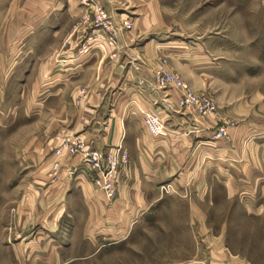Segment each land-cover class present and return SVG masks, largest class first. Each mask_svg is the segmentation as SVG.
<instances>
[{"label": "rangeland", "instance_id": "374dc122", "mask_svg": "<svg viewBox=\"0 0 264 264\" xmlns=\"http://www.w3.org/2000/svg\"><path fill=\"white\" fill-rule=\"evenodd\" d=\"M95 2L113 22L116 38H123L124 33L128 35L133 26V22L122 20L118 11H135V15L151 18L154 26L151 32L163 33V42L181 44L190 50L186 52L185 62L164 53L158 60L165 61V69L180 77L185 87L195 94L208 95L214 103L215 114H223L229 106L238 107L232 118L221 121L212 139L219 135L217 140L226 138V128H235L241 121L256 128L255 132L246 134L243 142L248 166L233 164L232 195L225 192L220 163L215 173H210L212 180L203 182L206 185L203 197L190 192L187 185L172 181L160 183L158 196L137 199L136 209L139 206L141 209L134 208L130 215L133 227L128 237L100 248L95 254L99 244L93 245V238L89 240L83 236V213L71 211L74 206L82 208L84 205L83 190L70 186L69 194L59 193L53 200L48 199V203L44 199L50 196L53 183L63 182L62 173L75 184L78 174L85 175L86 181L96 190L91 182L94 172L89 163L91 157L80 152L68 155L70 142L76 144L73 149L83 144L76 136L65 135L70 129L64 127L63 121L69 115L71 102L67 98L71 87L56 88L49 95L46 70H40L43 61L62 42L51 39L50 43L39 37L40 51L33 56L28 53V38L23 42L19 38L17 42L14 36L0 34V264H208V251L216 250L215 247L233 257L227 264H264V213L256 215V212L247 214L245 211L247 205L256 204L257 200L264 205V195H259L262 191L264 194V190L258 187L262 183H256L257 172L264 171V107L258 105L263 101L257 97L259 92L264 94V0ZM11 4L12 0H0V19L9 12ZM87 8L88 13L82 16L87 21L79 19L83 28L93 21L92 7ZM12 23L14 28L16 21ZM23 28L26 27L23 25ZM116 44L117 41L114 46ZM17 49L21 52L16 60ZM67 139L69 143H65ZM50 154L54 159L49 166V182L44 187H35L37 184L32 176ZM71 156L80 157L79 166L64 164ZM214 160L219 162L220 159ZM203 161L204 158L199 160L197 168L203 169ZM126 166H129L127 155ZM161 186L166 191L160 192ZM32 188L41 190L39 217L46 220L55 214L57 224L51 233L36 225L28 228L30 221H37L38 211L29 208L23 213L21 209L24 204L32 205ZM255 190L257 196H253ZM156 199L157 203L149 205ZM50 200L55 206L48 213ZM141 201L144 205H140ZM73 215L76 216L73 218ZM197 222L211 228L198 229ZM225 223L228 229L224 228ZM199 232L202 238L197 235ZM208 232L221 244L215 245L214 241L205 239ZM21 240L25 241L23 246L33 242L29 249L23 248V262L16 249ZM25 253L30 257L25 258ZM69 257L78 259L70 261Z\"/></svg>", "mask_w": 264, "mask_h": 264}, {"label": "crops", "instance_id": "0c3cea01", "mask_svg": "<svg viewBox=\"0 0 264 264\" xmlns=\"http://www.w3.org/2000/svg\"><path fill=\"white\" fill-rule=\"evenodd\" d=\"M81 1L12 0L9 12L0 19V34L6 37L14 36L17 42L19 38L22 42L28 38L31 46L28 53H33V56L35 52L40 51L37 46L39 37L46 38L48 41L54 39L59 40L58 43L62 42L43 61L40 70H46L45 81L48 84L49 93L59 87H71L67 98L71 102L68 109L69 115L63 121L64 127L70 129L65 135L76 136L83 142L85 149L99 151L102 156L119 147L128 156L129 166L124 168L123 178L111 201L107 200L102 192L95 190L86 181L85 175L81 174L77 175L75 184L68 181L70 178L67 179L62 173L63 182L59 185L53 183L49 190L51 198L44 197L48 203V199L53 200L59 193L69 194L72 189L70 186L80 187L83 190L84 205L82 208L74 206L71 211L83 213L82 219H85L81 224L84 230L83 236L89 240L93 238V245L99 244L94 252L98 254L100 248L114 245L128 237L133 227L130 215L134 208L136 211L141 209L140 206L136 209L139 205L136 204L137 199L158 196L157 186L164 181L187 185L190 192L203 197L206 189L203 182L207 179L212 180L210 173H215L220 163L225 192L227 195H232L231 181L235 179L232 166L233 164L243 168L248 166L244 154L246 145L243 142L246 134L255 132L256 128L241 121L235 128H226L228 135L226 138L217 140L219 135L217 139H212L221 121L232 118L234 110L238 107L229 106L223 114L216 113L208 117L181 111L176 106L180 93L175 89H158L153 75V71L159 65L158 57L163 58V53L167 57L172 56L176 60L185 62L186 52L190 50L181 44L163 42V33L151 32L154 29L151 18L135 15V11L126 12L125 10L118 11V16L122 20L127 19L133 22L131 23L133 26L128 35L125 36L124 33L123 38L117 37L116 46H112L107 43L101 32L80 26L79 19L88 13V8L82 6ZM108 3L110 6L113 5V2ZM12 21H16L14 28ZM24 21L26 24L23 23ZM23 25L26 28H23ZM143 35H146L145 38H142ZM20 50L16 51V60ZM192 67L194 68L193 65ZM80 90H82L81 93L78 92ZM258 95L257 97L263 101L258 105L264 107V94L259 92ZM82 101L85 105L81 104ZM143 112L159 116L168 129L167 135L152 138L143 126ZM239 112L242 113V111ZM53 146L55 147V144ZM203 158L205 165L201 170L197 168V164ZM210 158L212 160H208ZM214 158L220 159L219 162ZM53 159V155H48L34 172L32 180L34 184H37L35 187L40 185L44 187L45 183L49 182L48 171ZM80 162V157L72 158L71 156L64 164L77 167ZM257 174L256 183H262L258 187L264 190V171H258ZM40 192V188H32V205L27 207L28 204H24L21 210L23 213L29 208L34 209L35 212L38 211L37 221L35 222L34 219L30 221L28 228L30 225H36L51 233L57 224L55 214L53 218L50 219L49 216L46 220H43L44 217H39ZM246 192L245 194L250 195ZM254 195L257 196L256 190ZM259 195L263 197V191ZM157 202L156 199L155 202L148 204L153 205ZM257 202L246 206L247 214L264 213L263 203ZM142 204L144 205L143 201L140 202V205ZM54 206V203L47 204L48 213L52 212ZM75 216L73 215V218ZM196 224L198 229L211 228L202 226L200 222ZM228 227L229 225L225 223L224 228L228 229ZM197 235L202 238L200 232ZM205 237L208 241H214L215 245L221 244L218 240L216 242L209 232ZM207 240L208 247H211ZM24 242L21 240V246L16 247L22 262L23 248L29 249V246L33 244L28 241L29 243L23 246ZM200 247H202L201 244ZM215 249L208 251V264L222 261H224L223 264H227V261L233 258L223 249L219 247ZM27 256L30 257L28 253H25V258ZM49 256L50 253H48V260ZM51 259H55L54 256ZM68 259L75 261L78 258L69 257ZM25 260L28 261V259Z\"/></svg>", "mask_w": 264, "mask_h": 264}, {"label": "built area", "instance_id": "2783aa9c", "mask_svg": "<svg viewBox=\"0 0 264 264\" xmlns=\"http://www.w3.org/2000/svg\"><path fill=\"white\" fill-rule=\"evenodd\" d=\"M81 4L82 6L92 7L93 21L89 28L101 32L107 43L114 46L116 43V29L104 8L96 3L95 0H82ZM82 19L87 21L86 18L82 17ZM165 65V61H159V65L153 71L156 87L160 90H177L180 93V98L176 106L181 111L193 112L200 117L215 115V107L212 99L205 94H195L189 88L185 87L181 78L167 71ZM142 119L145 131L152 138L156 139L167 135L168 129L165 123L156 114L143 112ZM218 130L220 133H223L222 129ZM69 142L70 140L68 141V139L65 141V143ZM70 143L72 146L76 145L74 141ZM72 146L69 147L70 150L68 155L80 152L83 153V156L91 157L90 162L88 160L87 162L92 164L91 168L94 170V172L91 173V182L93 186L96 190L102 192L107 200H113L117 187L123 178V170L126 167V154L120 147L102 156V153L99 151L87 152L82 144L75 148L77 150L73 149ZM163 190L166 191L165 187L161 186L160 192H163Z\"/></svg>", "mask_w": 264, "mask_h": 264}]
</instances>
